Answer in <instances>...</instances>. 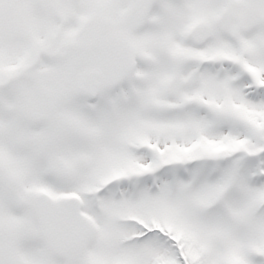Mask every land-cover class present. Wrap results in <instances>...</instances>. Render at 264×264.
Segmentation results:
<instances>
[{"label":"snow or ice","instance_id":"1","mask_svg":"<svg viewBox=\"0 0 264 264\" xmlns=\"http://www.w3.org/2000/svg\"><path fill=\"white\" fill-rule=\"evenodd\" d=\"M0 264H264V0H0Z\"/></svg>","mask_w":264,"mask_h":264}]
</instances>
